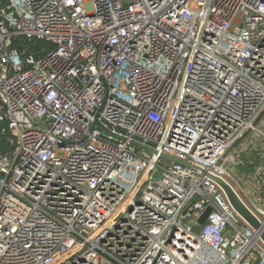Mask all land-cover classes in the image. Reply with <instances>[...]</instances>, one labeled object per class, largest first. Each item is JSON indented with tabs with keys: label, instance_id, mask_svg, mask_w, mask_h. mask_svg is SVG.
<instances>
[{
	"label": "built area",
	"instance_id": "obj_1",
	"mask_svg": "<svg viewBox=\"0 0 264 264\" xmlns=\"http://www.w3.org/2000/svg\"><path fill=\"white\" fill-rule=\"evenodd\" d=\"M0 134V264H264V0H0Z\"/></svg>",
	"mask_w": 264,
	"mask_h": 264
},
{
	"label": "water",
	"instance_id": "obj_2",
	"mask_svg": "<svg viewBox=\"0 0 264 264\" xmlns=\"http://www.w3.org/2000/svg\"><path fill=\"white\" fill-rule=\"evenodd\" d=\"M92 130H96L97 132L110 137L114 140L123 141V139H119L117 136L113 135L108 129H105L103 126H101L97 120L94 122V126ZM131 145L137 149L140 150H146L149 153H153L152 149L146 148L142 146L141 144H138L136 142H131ZM160 158L162 160L169 161L173 164H179L184 167H192L187 162H183L180 160H177L175 158H172L170 156L161 155ZM209 178L214 181L216 184L220 186V188L223 190L229 204L231 205L232 209L252 228L253 231L258 233V237L261 240V242L264 244V230L260 228L259 222L256 220V218L249 212V210L246 208V206L242 203V201L239 199L237 194L233 191V189L224 181L210 177Z\"/></svg>",
	"mask_w": 264,
	"mask_h": 264
},
{
	"label": "rangeland",
	"instance_id": "obj_3",
	"mask_svg": "<svg viewBox=\"0 0 264 264\" xmlns=\"http://www.w3.org/2000/svg\"><path fill=\"white\" fill-rule=\"evenodd\" d=\"M243 158H247L245 156H243ZM251 161H253L252 157L250 158ZM255 163H250L249 165H247L246 163H243L242 165L238 166L235 168V171L232 172V176L233 178L239 183V185L245 190V191H249L248 187L245 186L244 181L250 178L252 171L254 169ZM238 194L241 196V198L243 199V201L245 200L244 195L238 191Z\"/></svg>",
	"mask_w": 264,
	"mask_h": 264
},
{
	"label": "trees",
	"instance_id": "obj_4",
	"mask_svg": "<svg viewBox=\"0 0 264 264\" xmlns=\"http://www.w3.org/2000/svg\"><path fill=\"white\" fill-rule=\"evenodd\" d=\"M0 149L2 152L9 151V147L7 145V136L0 134Z\"/></svg>",
	"mask_w": 264,
	"mask_h": 264
}]
</instances>
